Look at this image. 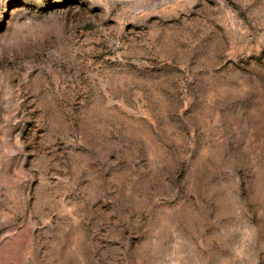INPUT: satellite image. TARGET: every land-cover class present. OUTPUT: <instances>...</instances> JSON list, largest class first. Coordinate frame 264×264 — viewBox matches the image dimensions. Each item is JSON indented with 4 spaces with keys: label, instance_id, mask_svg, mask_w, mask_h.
<instances>
[{
    "label": "rangeland",
    "instance_id": "obj_1",
    "mask_svg": "<svg viewBox=\"0 0 264 264\" xmlns=\"http://www.w3.org/2000/svg\"><path fill=\"white\" fill-rule=\"evenodd\" d=\"M0 264H264V0H0Z\"/></svg>",
    "mask_w": 264,
    "mask_h": 264
}]
</instances>
